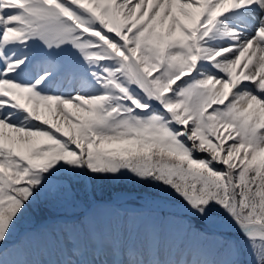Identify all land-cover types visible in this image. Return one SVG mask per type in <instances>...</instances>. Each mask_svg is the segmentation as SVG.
I'll return each mask as SVG.
<instances>
[{"label": "snow or ice", "instance_id": "snow-or-ice-1", "mask_svg": "<svg viewBox=\"0 0 264 264\" xmlns=\"http://www.w3.org/2000/svg\"><path fill=\"white\" fill-rule=\"evenodd\" d=\"M101 180L159 210L107 242L117 264H181L165 236L195 264H264V0H0V264L65 220L20 233L33 207ZM66 230L65 264L103 254Z\"/></svg>", "mask_w": 264, "mask_h": 264}, {"label": "rangeland", "instance_id": "rangeland-1", "mask_svg": "<svg viewBox=\"0 0 264 264\" xmlns=\"http://www.w3.org/2000/svg\"><path fill=\"white\" fill-rule=\"evenodd\" d=\"M124 183L125 185H122ZM80 191L73 189V194L77 199H80L79 206H72L63 200L57 201L52 206H35L21 221L20 228L34 224L36 220L43 221L51 215H77L79 213H86L74 221L61 222L55 228L35 231L30 239L25 240L20 250L13 254L9 259L15 261L16 264H65L69 258L70 248L79 239H84V233L79 235L67 231L66 229L73 224L79 225L83 220L85 228L92 237L103 238L105 241L104 252L102 255L94 256L92 249L89 248L85 255L80 258L73 257L75 264H81L82 261H90L91 264H101L102 261H107V264H117L119 257L114 256L107 248V242L111 240H118L123 244L140 243L143 239L146 228L152 223L155 216L159 215V210H137L138 208H131L133 210H122L124 204L141 203L140 196H126L116 197L115 192H123L125 189H133L126 191H141L139 186L132 185L127 182L120 181L119 183L111 181H97L93 188L86 194L78 186ZM93 191H97L93 192ZM92 195L104 196L101 199H107L104 202L97 201L93 206L94 198L84 208H80V203L89 200L88 197ZM111 200V201H109ZM113 202L114 204H112ZM74 209V210H72ZM58 213V214H57ZM55 215V216H56ZM20 230V229H19ZM33 231V230H32ZM126 235V236H124ZM235 236V233H233ZM163 247L166 256H171L172 259H178L181 264H195L197 254L194 245L188 241L180 238H171L165 236L163 240ZM187 249H190L187 253ZM193 253V255H192ZM253 256L245 249L241 255L243 264H250Z\"/></svg>", "mask_w": 264, "mask_h": 264}, {"label": "bare ground", "instance_id": "bare-ground-1", "mask_svg": "<svg viewBox=\"0 0 264 264\" xmlns=\"http://www.w3.org/2000/svg\"><path fill=\"white\" fill-rule=\"evenodd\" d=\"M138 193H135V192H117L115 195H116V197H128V196H136ZM139 195H141V193L139 194ZM126 197V198H127ZM123 207H127V208H138V205H136V204H124V205H122Z\"/></svg>", "mask_w": 264, "mask_h": 264}, {"label": "trees", "instance_id": "trees-1", "mask_svg": "<svg viewBox=\"0 0 264 264\" xmlns=\"http://www.w3.org/2000/svg\"><path fill=\"white\" fill-rule=\"evenodd\" d=\"M115 183H119V182H115ZM122 185H125L124 183H122ZM78 187V186H77ZM77 187H75L74 189H77L78 191H80L79 190V188H77ZM82 190V189H81ZM83 191V190H82ZM88 191H90L91 192V190H88ZM93 192H96L97 193V191H93ZM97 197H99V198H103L104 196H100V195H92V196H90V197H88L89 198V200L87 201V203L85 202V201H83L82 203H80L81 205H80V208H84L86 205H88L89 204V202H91L94 198L96 199ZM72 210H74V209H72ZM23 227H24V225H23ZM21 229V228H20ZM252 264H255V259L253 260V263Z\"/></svg>", "mask_w": 264, "mask_h": 264}]
</instances>
